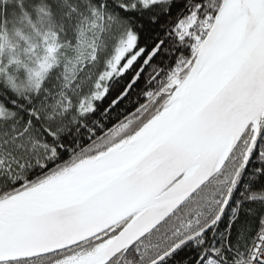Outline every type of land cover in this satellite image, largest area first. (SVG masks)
<instances>
[{
    "label": "snow or ice",
    "instance_id": "snow-or-ice-1",
    "mask_svg": "<svg viewBox=\"0 0 264 264\" xmlns=\"http://www.w3.org/2000/svg\"><path fill=\"white\" fill-rule=\"evenodd\" d=\"M0 264H264V0H0Z\"/></svg>",
    "mask_w": 264,
    "mask_h": 264
}]
</instances>
